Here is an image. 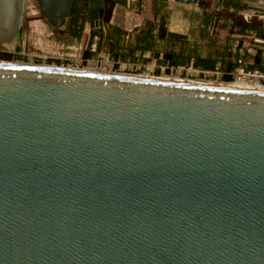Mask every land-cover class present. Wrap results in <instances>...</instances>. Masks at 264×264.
<instances>
[{
    "label": "water",
    "instance_id": "water-1",
    "mask_svg": "<svg viewBox=\"0 0 264 264\" xmlns=\"http://www.w3.org/2000/svg\"><path fill=\"white\" fill-rule=\"evenodd\" d=\"M0 264H264V90L0 60Z\"/></svg>",
    "mask_w": 264,
    "mask_h": 264
},
{
    "label": "trees",
    "instance_id": "trees-1",
    "mask_svg": "<svg viewBox=\"0 0 264 264\" xmlns=\"http://www.w3.org/2000/svg\"><path fill=\"white\" fill-rule=\"evenodd\" d=\"M105 1L103 19L97 25L92 24L88 32L86 49L82 52L84 60L104 52L114 68L119 63L144 65L154 60L158 67L156 73L161 67H192L200 71H217L218 75L214 74L217 78L231 81L232 72L241 66L245 71H258L264 75V20L256 16L243 17L239 11L244 6L236 0H190L203 13V19H198L191 36L169 31V19H143V24L135 31H127L110 23L117 0ZM87 21L84 8L76 2L66 23L69 37L80 40ZM203 46L206 53L201 52ZM20 49L17 46L15 53H0V59L24 58L18 53Z\"/></svg>",
    "mask_w": 264,
    "mask_h": 264
},
{
    "label": "rangeland",
    "instance_id": "rangeland-1",
    "mask_svg": "<svg viewBox=\"0 0 264 264\" xmlns=\"http://www.w3.org/2000/svg\"><path fill=\"white\" fill-rule=\"evenodd\" d=\"M130 20L131 19H118L117 21L124 25L123 23L127 24ZM94 22L95 21L92 20L90 25L94 24ZM66 25L58 29L51 27L40 15L35 1L27 0V14L24 25L20 33L11 41L9 45L10 47L13 45L15 47L23 46L26 55L24 58L12 59L10 61L73 69H88L93 71L103 70L106 72L121 74H141L168 78L172 77L176 79L196 80L202 82L233 81L221 80L214 74L209 73L210 71H200L192 67H171L169 69L167 68L168 70L161 67L160 71L156 73V69L158 67L153 60L148 61L145 65H141L139 63H120L117 68H114L113 62L107 58V55L104 52H98L95 57L84 60L82 52L86 49L88 31L84 30L82 38L77 41L69 37ZM252 83L257 84V82L254 81H252ZM259 83L260 84L257 85L264 86V77L260 78Z\"/></svg>",
    "mask_w": 264,
    "mask_h": 264
},
{
    "label": "crops",
    "instance_id": "crops-1",
    "mask_svg": "<svg viewBox=\"0 0 264 264\" xmlns=\"http://www.w3.org/2000/svg\"><path fill=\"white\" fill-rule=\"evenodd\" d=\"M236 1L244 6V9L239 11L243 17L249 19L256 16L258 19L264 20V0ZM94 14L95 16H93ZM95 18L96 12H92V17L87 15V29L85 27V30L88 32L92 19ZM110 19V23L127 31L140 27L143 24V19H169L167 23L169 31L191 36V30L195 28L198 19H203V13L195 3H184L180 0H125L124 2L117 0L112 8ZM118 19L131 20L127 24L123 23L124 25H122L117 21ZM205 51L206 47L203 46L201 52L204 53ZM248 51L251 52L252 50L249 49ZM146 56H149V53H146Z\"/></svg>",
    "mask_w": 264,
    "mask_h": 264
},
{
    "label": "built area",
    "instance_id": "built-area-1",
    "mask_svg": "<svg viewBox=\"0 0 264 264\" xmlns=\"http://www.w3.org/2000/svg\"><path fill=\"white\" fill-rule=\"evenodd\" d=\"M180 1L184 2V3H190V0H180ZM10 43L11 42L1 45L0 46V53H4V52H6V53H15V46L13 45V46L10 47L9 46ZM20 48H21L20 52H18V53L25 56L26 54H25V51H24L25 50L24 47L22 46ZM238 62L241 63V61H238ZM209 73L218 75L217 71H213V72L210 71ZM263 77H264V75L259 73L258 71H245L241 66L237 67L232 72V80L233 81H244V82L247 81L249 83H252V81H254V82H257V84H260L259 80H260V78H263Z\"/></svg>",
    "mask_w": 264,
    "mask_h": 264
},
{
    "label": "bare ground",
    "instance_id": "bare-ground-1",
    "mask_svg": "<svg viewBox=\"0 0 264 264\" xmlns=\"http://www.w3.org/2000/svg\"><path fill=\"white\" fill-rule=\"evenodd\" d=\"M88 70V69H87ZM103 71V70H102ZM115 72V71H114ZM141 75V74H140ZM145 77H154V76H148V75H142ZM157 79H164V80H171V81H188L196 84H203V85H214V86H225V87H237V88H248V89H261L264 90L263 85H257L249 82L244 81H233V82H202V81H193V80H182V79H176V78H168V77H156Z\"/></svg>",
    "mask_w": 264,
    "mask_h": 264
},
{
    "label": "flooded vegetation",
    "instance_id": "flooded-vegetation-1",
    "mask_svg": "<svg viewBox=\"0 0 264 264\" xmlns=\"http://www.w3.org/2000/svg\"><path fill=\"white\" fill-rule=\"evenodd\" d=\"M120 64V63H119Z\"/></svg>",
    "mask_w": 264,
    "mask_h": 264
}]
</instances>
